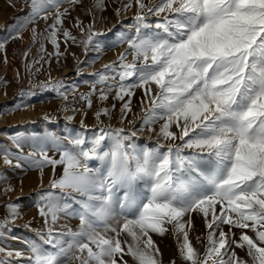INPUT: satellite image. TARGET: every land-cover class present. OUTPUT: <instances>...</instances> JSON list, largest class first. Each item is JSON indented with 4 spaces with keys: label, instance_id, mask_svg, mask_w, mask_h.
I'll return each mask as SVG.
<instances>
[{
    "label": "snow or ice",
    "instance_id": "snow-or-ice-1",
    "mask_svg": "<svg viewBox=\"0 0 264 264\" xmlns=\"http://www.w3.org/2000/svg\"><path fill=\"white\" fill-rule=\"evenodd\" d=\"M133 2L138 8L134 32L117 41L127 48L97 74L96 83L103 85L101 100L114 91V99L123 101L121 122L132 110L135 90H143L141 105L148 108L142 127L153 132L152 126L162 121L155 133L158 143L141 147L131 140L136 133L125 135L122 128L101 129L91 137L70 134L64 138L67 144L55 136L13 137L17 148L29 145L32 151H5V165L14 156L39 168L41 175L49 165L54 173L57 166L63 169L50 181L58 191L40 196L47 231L37 232L39 243L23 241L28 264H128L125 256L135 264H161L152 234L163 236L169 225L185 264H264V0H129L116 9L117 15ZM31 6L29 22L47 20L48 9L56 7L46 37L56 55H61V30L65 43L77 42L62 27L68 10L61 12L56 0H31ZM96 6L102 8L103 0H96ZM149 16L157 19L149 22ZM23 27L11 38H20ZM74 27L85 51L101 48L97 37L103 33L94 24L85 28L77 19ZM36 35L33 29L34 40ZM6 42H0V50ZM53 87L67 99L62 84ZM91 95L81 97L89 107ZM102 114L110 110L98 111V121ZM49 145L59 159L48 155ZM97 161L98 167L89 166ZM8 208L16 218V206ZM194 213L208 230L202 254L189 239ZM61 214L78 216V229L56 233L52 225ZM233 229L240 230L238 237ZM236 249L245 251L247 259Z\"/></svg>",
    "mask_w": 264,
    "mask_h": 264
},
{
    "label": "rangeland",
    "instance_id": "rangeland-1",
    "mask_svg": "<svg viewBox=\"0 0 264 264\" xmlns=\"http://www.w3.org/2000/svg\"><path fill=\"white\" fill-rule=\"evenodd\" d=\"M147 2L148 0H145V3ZM56 3L61 12L68 10L62 27L77 37L76 43H65L61 30L58 35L61 53L59 56L56 55L53 44L46 39L51 31L49 26L55 20L56 7L48 9L47 20L37 17L34 22H29L33 16L31 0H0V42L7 41L4 49L0 50V248L5 249V252H0V262L6 261L7 264H28L29 253L23 241L35 240L39 243L37 232L47 231L45 219L39 214L40 196L49 191H58L50 187V181L58 178L63 171L62 166H57L54 173L49 165L44 167L41 175L39 168L29 167L23 161H17L14 156L10 157L12 164L5 165V151L13 154L22 152L24 155L32 151L29 145H24L22 149L17 148L13 137L55 136L67 144L68 141L64 138L70 134L83 133L91 137L101 129L110 131L122 128L125 135L136 133L131 137L132 142L141 147L155 148L158 143L155 133L159 131L162 123L160 121L153 125V132L147 127H142L148 104L141 105V89L135 90L131 102L132 110L127 113L123 122V101L114 99V91L108 94L106 100L99 98V90L103 85L96 83L99 79L97 74L105 73V65L117 61L118 54L127 48V43L117 41L121 34L134 32L132 26L138 11L135 3L133 2L131 8L122 10L119 15L116 9H122L129 0H103L102 8L96 6V0H79L77 4H69L68 0H56ZM45 14L42 12L41 16ZM77 19L85 28L94 24L95 30L103 33L97 37L102 42L99 50L90 48L85 51L79 43L82 38L80 30L74 27ZM156 19L153 16L148 17L149 22ZM22 24L24 27L19 33L20 38H11L16 35L15 30ZM33 29L37 34L35 40ZM127 59L131 62V55ZM58 82L64 86L61 91L67 95L66 100L53 87ZM94 84L96 90L93 92ZM90 92L91 107L88 106L87 100L81 98ZM104 108L110 110V115L102 114L98 121L96 113ZM159 142L165 143L162 140ZM176 143L180 141L177 140ZM48 155L59 159V153L50 145ZM18 163L20 167H16ZM89 166L98 167L99 162H90ZM9 186L12 190L5 191ZM10 204L16 206V218L9 213ZM192 223L189 239L202 254L208 230L199 214L192 215ZM52 227L56 233L67 232L68 229L76 231L79 227V217L61 214ZM168 228V232L163 236L152 234V239L160 250L161 264H172L173 261L175 264H185L177 250V239L173 235L171 225ZM223 230L228 232V226H223ZM233 232L238 237L240 230L233 229ZM249 234L254 235L251 232ZM124 238L121 237L122 240ZM46 247L55 251L51 246ZM17 250L22 251L24 255H6L7 251ZM236 251L240 257L247 259L245 251ZM124 259L128 264H135L130 256H125Z\"/></svg>",
    "mask_w": 264,
    "mask_h": 264
}]
</instances>
